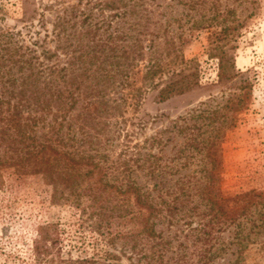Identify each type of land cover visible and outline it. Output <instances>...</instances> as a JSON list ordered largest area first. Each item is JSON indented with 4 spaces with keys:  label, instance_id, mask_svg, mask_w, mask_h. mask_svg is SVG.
<instances>
[{
    "label": "trees",
    "instance_id": "trees-1",
    "mask_svg": "<svg viewBox=\"0 0 264 264\" xmlns=\"http://www.w3.org/2000/svg\"><path fill=\"white\" fill-rule=\"evenodd\" d=\"M158 6L156 0H78L54 11L51 31L42 37L36 31L29 45L21 31L0 28V189L7 185L3 169L8 178L47 177L53 201L80 208L100 238L73 257L60 249L57 227L41 225L31 249L34 264H252L253 252L264 250V189L224 194L220 143L211 138L189 133L161 164L140 152L147 143L160 144L154 137L133 157L125 158L124 150L105 166L109 133L118 134L127 108L138 107L132 78L139 62L146 57L144 82L170 71L164 82L148 84L158 101L198 86L193 73L172 69L183 58L161 14L155 17ZM45 9L24 12L22 20L33 27L36 16L42 29ZM211 34L206 52L217 59L225 82L236 74L234 63L225 45L212 40L221 33ZM115 116L121 120L110 131L107 119ZM193 164L196 174L179 175Z\"/></svg>",
    "mask_w": 264,
    "mask_h": 264
},
{
    "label": "rangeland",
    "instance_id": "rangeland-1",
    "mask_svg": "<svg viewBox=\"0 0 264 264\" xmlns=\"http://www.w3.org/2000/svg\"><path fill=\"white\" fill-rule=\"evenodd\" d=\"M54 1L0 0V28L21 31L25 44L29 45L36 37V31L40 32V37L44 30L51 31L54 11L78 2L57 0L62 4L58 5ZM50 3H53L51 10L45 9L44 6ZM156 3L159 6L155 8V17L157 13L161 14L158 19L167 28L168 37L174 38L183 58L182 62L172 65V69L183 68L186 73H193L198 86L158 101L156 90H147L148 84L164 82L170 71L144 82L146 57L139 62L138 71L132 78L133 89L139 90L138 107L127 108L125 122L118 125V134L112 136L109 133L108 138L112 141L102 150L106 156L105 166L116 162L124 150L127 151L125 158L133 157L139 147L144 146L145 140L154 137L160 144L150 147L147 143V149L140 152L156 155L161 164L169 163L186 141V135L189 137L191 133L198 140L211 138L220 143L224 194L264 189V0H156ZM190 5L195 7L194 10ZM33 9L38 12L45 9L44 28H39L36 16L33 27H29V19L22 20L23 13L31 14ZM26 27L30 28L29 32ZM211 33H221L212 40L225 45L234 63L236 74L225 82L218 78L217 59L210 58L206 52ZM111 97L116 98V94ZM201 110L208 113L200 115ZM77 111L78 108L73 114ZM116 120L119 122L121 118L107 119L110 131L116 128ZM175 126H187V129L180 132ZM2 151L1 147L0 157ZM197 169L199 167L193 164L181 169L179 175L196 174ZM2 173L7 185L0 189V264H34L32 245L38 237L37 229L45 224L57 227L60 249L63 252L71 250L73 257H77L78 247L92 249L97 244L95 238H100L89 231L86 215L81 217L80 208L70 201H53L51 179L39 175L8 178L6 169ZM142 174L138 170L134 173L138 175L140 185L146 179ZM155 181L148 180L147 183L151 185ZM108 182L116 183L112 178ZM98 245H103L102 241ZM253 253L251 263L264 264V250Z\"/></svg>",
    "mask_w": 264,
    "mask_h": 264
}]
</instances>
